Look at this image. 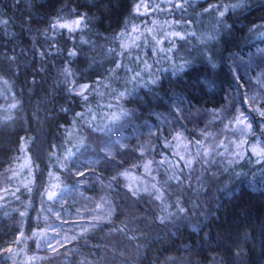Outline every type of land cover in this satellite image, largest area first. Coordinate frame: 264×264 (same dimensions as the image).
I'll use <instances>...</instances> for the list:
<instances>
[{
    "label": "trees",
    "instance_id": "1",
    "mask_svg": "<svg viewBox=\"0 0 264 264\" xmlns=\"http://www.w3.org/2000/svg\"><path fill=\"white\" fill-rule=\"evenodd\" d=\"M137 2L0 0V264H264V156L227 150L176 170L169 159L177 133L200 143L240 112L264 121V35L253 28L264 0L230 7L220 24L232 36L203 56H169L181 39L157 43L161 24L131 44ZM202 2L171 14L188 21L181 34ZM77 13L85 27H51ZM76 212V238L42 247L41 229L75 224Z\"/></svg>",
    "mask_w": 264,
    "mask_h": 264
},
{
    "label": "rangeland",
    "instance_id": "2",
    "mask_svg": "<svg viewBox=\"0 0 264 264\" xmlns=\"http://www.w3.org/2000/svg\"><path fill=\"white\" fill-rule=\"evenodd\" d=\"M202 6L199 9V12H195L193 16L192 26L191 30L185 34V39H181V41H177L174 39H177V37H172L171 39L166 38L169 34L174 32H181L180 29V23H184L185 25L188 23L187 20L182 21L180 19H177L176 17H171V14L175 11H178V14L181 15L185 13L184 11L187 10L188 7H191L193 5L186 3L184 8L177 9L174 8L173 5L179 0H145L146 3L151 5L150 10H145L144 8H141L140 12L137 13L134 11L135 6L141 2V0H138V2L135 4L133 11L134 13L139 16L136 19H140L139 22L133 24L130 28L129 34L131 35L130 43L134 46H138V42L140 41L139 38V30L143 26V33L147 34L148 36L151 34V32L148 31V29H154L156 30V25H162L161 29H163L162 36L158 37L157 41L165 40V41H172L170 42L166 48L172 47V44H175V47L172 48V51L169 52V56H203V55H209L207 52L208 48H211L212 45L215 42L217 46L221 44V40L227 36H232V33L229 31V28L227 25L220 24L221 16L219 13L221 11L224 12V14L229 10V8L233 5L239 2V0H202ZM189 3H193L189 2ZM159 6V10H157L156 6ZM209 5H215V8H209ZM209 8L208 14L203 15L202 13L205 12L204 9ZM227 9V10H225ZM178 15V16H179ZM76 18H63V21H70ZM176 21H180V23H175ZM153 22V26L149 27L148 24ZM263 22V23H262ZM260 23H256L254 25V34L256 37L264 35V21ZM202 23V24H201ZM206 25L207 32L203 31L205 28L203 26ZM185 27V26H184ZM136 28L138 31H133V29ZM190 28L188 27V30ZM165 30V31H164ZM183 30V29H182ZM187 30V31H188ZM184 31V30H183ZM207 33V34H206ZM191 37V38H190ZM192 37L194 39H192ZM219 42V43H218ZM214 48V47H213ZM1 85V84H0ZM4 109L8 106L4 104ZM6 118V117H5ZM231 122V121H230ZM230 122L223 124V132L216 133V134H210L208 136H205L204 140L200 141V143L196 142H188L185 140L183 136H180L179 139H175V142L172 147V153L169 154V159L171 160V169L173 170L175 167V170L178 169V166L182 165L183 167L186 166V162L191 160L193 161L196 159H200L201 157L208 158V157H214L212 155L213 153H219L222 154L223 152H227V150L230 151V154H233L234 157L238 158L240 156L236 155V153H242L244 154L247 150L252 151V147L256 146L257 150L264 149V136L263 137H257L259 136V131L264 130V121H258L256 127H250L245 128L244 125H237V124H231ZM245 124H247L245 122ZM250 124V123H249ZM226 125H229L228 127H225ZM252 133L254 136L251 138ZM264 135V131L261 133ZM250 139V141H247ZM258 139V143L252 142V140ZM243 143L241 144V142ZM222 142V143H221ZM238 145H240L238 147ZM216 149V151H211V149ZM207 150L208 155H204L205 151ZM253 153V151H252ZM254 154V153H253ZM183 157L184 159H181ZM195 162V161H194ZM27 162L25 161L24 153L20 155V158L17 160L14 173L18 174L26 167ZM134 177V176H133ZM132 185H136L135 180L130 181ZM53 184V182H52ZM16 188V187H15ZM14 192V188L9 192ZM93 208V207H92ZM78 212H80L82 209L78 208ZM90 210V209H89ZM93 217H100L99 213H95V215H92ZM91 216V217H92ZM83 215L81 213H74L72 215L71 220L72 222H76L75 224H67L64 226H58L52 225V227L48 228H42L40 231L39 240L42 242V247L45 246L48 249H53L60 244L69 241L72 237H74L77 233H79L82 229L78 226H80V223L82 222ZM75 225V226H74Z\"/></svg>",
    "mask_w": 264,
    "mask_h": 264
},
{
    "label": "snow or ice",
    "instance_id": "3",
    "mask_svg": "<svg viewBox=\"0 0 264 264\" xmlns=\"http://www.w3.org/2000/svg\"><path fill=\"white\" fill-rule=\"evenodd\" d=\"M187 2H188V0H179V2H177V3H175L173 5V7L177 8V9H182V8H184V6H185V4ZM241 3H243V0H239L238 3L233 4L231 7L234 8V9L238 8V7L241 6ZM156 7H157V10H159V6L157 5ZM215 7H216L215 5H209V8H215ZM141 8H144L145 10H150L151 9V5L146 3L145 0H141V2L138 3L135 6L134 11L139 13ZM209 8L204 9V11L205 12L209 11ZM225 10H227V9H225ZM219 15L221 17H223L224 16V12L221 11L219 13ZM77 16H78L77 19H73V20H70V21H61V19L59 17H57L56 18V22L53 23L51 27L52 28H65V29H68L69 32H74L77 29L85 27L86 25H85L84 21L87 19L86 16L80 15L79 13H77ZM0 23H7V21H0ZM175 23H180V21H176ZM133 31H138V29L134 28ZM148 31L151 32L152 30L148 29ZM172 37H177L179 39H185V35H183V34H181L179 32L171 33L166 38L171 39ZM157 43H159V41H157ZM122 47H127V45H122ZM173 47H175L174 43L172 44V47H169L168 49H166V51L171 52ZM69 55L70 56H74V55H76V52L75 51L70 52ZM182 66L183 65H181V67ZM117 67H120V65H117ZM146 68H147V66H146ZM64 72H65L66 75H71L70 70L67 69V68L64 69ZM138 76H139V73H136L135 76L133 77V79H135ZM155 82H156L155 80L151 81V83H155ZM72 83H75V81H73ZM89 87L90 86L88 84H83V85H78L77 86V95L81 96L85 101H87V99H88V97H87V95H85V93L89 89ZM69 91H72V89H69ZM124 95H125V93H120V97H123ZM10 107L15 108V107H17V104H12V105H10ZM259 114H260V116L264 117V110L259 111ZM77 115H81V114L77 113ZM112 119L115 120V119H117V117L113 116ZM246 120H247V117L245 116V114L243 112H240L238 115H236L234 117L233 121H231L230 123L231 124H237V125H244L245 128H250L251 127L250 124H245ZM228 126L229 125H226L225 127H228ZM100 131H103V129H100ZM181 135H182L181 133H177V136L175 137V139H179ZM197 143H199V142H197ZM242 143H243V141L241 142V144ZM239 146L240 145H238V147ZM252 151L257 156H264V149H261V150L258 151L257 147L253 146L252 147ZM204 155H208L207 150L205 151ZM235 155H238V156H240L242 158L243 154L242 153H236ZM181 159H184V158L181 157ZM151 163H152L151 161H148L144 165L146 171H148L150 169ZM191 164H192L191 160L186 162V166L187 167H191ZM79 175L83 176L84 173H79ZM121 175H127V173H122ZM112 179L115 180L116 177H113ZM176 179L179 180L180 177H176ZM153 188H155V185H153ZM129 190L131 191L133 196H137L138 195L137 191L133 190L131 185H129ZM143 191L147 192L148 189H143ZM55 195H56L55 192H51L50 191L48 193V198L51 200V199H53V197ZM161 198L162 197H161L160 194H156L154 196V199H156V200H160ZM100 207H102V205L98 204L97 208H100ZM180 211L183 212L184 209L181 208ZM21 215H23V213H21ZM161 219H164V217H161ZM84 231H87V229H84ZM75 238L76 237H72V239H75ZM7 251L11 252L12 249L9 248V249H7ZM53 251H55V249H53Z\"/></svg>",
    "mask_w": 264,
    "mask_h": 264
}]
</instances>
